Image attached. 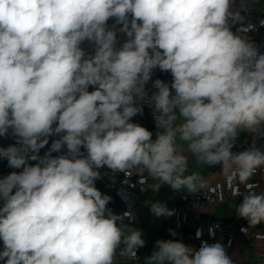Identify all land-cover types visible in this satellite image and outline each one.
<instances>
[{"label": "clouds", "instance_id": "9594fccd", "mask_svg": "<svg viewBox=\"0 0 264 264\" xmlns=\"http://www.w3.org/2000/svg\"><path fill=\"white\" fill-rule=\"evenodd\" d=\"M229 20H244L232 0H0V136L16 137L0 158L22 169L0 178V264L137 262L142 230L130 226V208L108 207L95 181L103 168L139 169L159 181L154 192L196 193L207 181L189 171L184 145L245 186L233 193L242 196L238 217L264 223V191L249 183L264 150L232 151L241 131L264 136V53ZM118 33L127 37L119 46ZM157 68L172 81L156 79L149 97ZM144 103L155 139L132 122ZM50 136L58 139L41 156ZM150 211L174 215L158 201ZM227 249L159 239L145 264H233Z\"/></svg>", "mask_w": 264, "mask_h": 264}, {"label": "built area", "instance_id": "2783aa9c", "mask_svg": "<svg viewBox=\"0 0 264 264\" xmlns=\"http://www.w3.org/2000/svg\"><path fill=\"white\" fill-rule=\"evenodd\" d=\"M232 5L234 9H239L241 14L244 16V20L241 24H232L229 20L231 30L246 39L254 43L260 52L264 53V25L261 21H264V0H232ZM109 26L112 24V20H109ZM251 24L252 29L247 32H238L237 29L241 26L247 27ZM127 37L124 34L118 33V46L122 44ZM88 44V43H87ZM86 47V46H85ZM84 47V48H85ZM86 49V48H85ZM156 79H160L166 83L171 84L172 77L170 72H162L158 68L153 70L151 80L145 86L148 96L150 97L155 91L153 87V82ZM94 88L89 86V91H93ZM174 91V90H173ZM143 108L149 110L153 122V139H155V133L157 131L151 107L144 103ZM251 135L253 143L256 147L264 150V136L259 138H254ZM16 143V137L11 134V131L7 136H2L0 141V147H8ZM66 150V149H65ZM1 169L0 178L8 175L9 173L15 171L14 168L9 167L6 159L0 158ZM257 175L262 188H264V167L257 170ZM104 175L100 179H103ZM150 177L146 172H141L139 169H132L126 172H121L120 179L116 182L114 186V194L118 200L123 204L124 210L131 209L135 217V201L138 195L144 193L148 189L150 183ZM241 192L245 191V187H241L231 180H227L222 188L217 185L211 188L201 189L196 193H187L180 202L179 209L174 211V220L179 221L181 225V230L183 231V240L185 244L193 246L194 248H199L201 241H218L223 244H228L236 241L241 236H246L253 241H259L264 238L262 235V230H264V223L257 225L255 227H249L247 220L238 217L236 214L232 219H223L218 216H211L214 208L218 204H228L232 206L235 211V207L242 202V196L236 197L233 193L236 190ZM223 197V199H221ZM131 227L137 228L135 220L131 223ZM249 227V228H248ZM209 228L214 229V234H209ZM242 228H248L247 234L241 231ZM197 229L202 230L203 235L199 238L196 237ZM179 234L175 236L171 235V240H180ZM138 261L136 262L132 258L120 257L119 259L124 260L131 264H141L145 259V252L143 247L138 248L137 253Z\"/></svg>", "mask_w": 264, "mask_h": 264}, {"label": "crops", "instance_id": "0c3cea01", "mask_svg": "<svg viewBox=\"0 0 264 264\" xmlns=\"http://www.w3.org/2000/svg\"><path fill=\"white\" fill-rule=\"evenodd\" d=\"M86 46H90L87 44ZM172 77V76H171ZM11 130H9L10 132ZM2 136H0L1 141ZM49 143L51 141L49 140ZM183 143V142H180ZM253 145V140L250 134L243 131L239 132L238 137L235 141L233 152H240L250 148ZM49 148V144L45 148L40 150V155L42 156ZM185 154L189 156V171L198 172L207 181V186L205 188H211L214 185L222 188L224 183L228 180L222 173H220L221 165L206 166L200 164L194 156L187 152V145H184ZM56 153H53L55 155ZM30 164H35L36 161H29ZM1 169V163H0ZM22 171V169H15V172ZM98 180V179H97ZM233 183L245 187L243 184H239L238 181L232 180ZM159 183L156 179H150L148 189L138 195L135 201V223L136 226L142 230L143 239L145 240V245L143 250L145 252V257L150 256L155 250V242L159 239L169 240L171 239L170 229L176 234H179L183 240V231L181 230V225L179 221L174 220V215L172 216H161L156 217L150 211L151 203L162 202L166 204L169 209L177 210L180 207V202L182 198L187 194V191L180 190L174 191L167 185H162L159 191L154 192L152 186ZM249 183L255 185L254 190L257 192L264 191L261 187L257 172L251 178ZM204 188V189H205ZM223 199V197H221ZM235 215L234 208L228 204H218L214 208L211 216H218L223 219H232ZM264 235V230L261 231ZM218 241L212 240L208 243H216ZM221 243V242H220ZM223 244V243H222ZM225 245V244H224ZM227 251L233 260V264H264V238L259 241H253L246 236L239 237L236 241L226 244ZM0 247H2V242H0ZM116 264H131L127 263L117 256ZM141 264H145V259Z\"/></svg>", "mask_w": 264, "mask_h": 264}, {"label": "trees", "instance_id": "16d2710c", "mask_svg": "<svg viewBox=\"0 0 264 264\" xmlns=\"http://www.w3.org/2000/svg\"><path fill=\"white\" fill-rule=\"evenodd\" d=\"M132 122L139 123L149 131H153V122L149 110L143 108L142 114H137L132 118ZM102 174H106L103 179L96 180L95 186L103 193L108 194L112 197V201L108 207L111 208L115 213H122L124 210L123 204L118 200L114 194V186L120 179L121 172L112 173L109 169L103 168L100 170Z\"/></svg>", "mask_w": 264, "mask_h": 264}, {"label": "rangeland", "instance_id": "374dc122", "mask_svg": "<svg viewBox=\"0 0 264 264\" xmlns=\"http://www.w3.org/2000/svg\"><path fill=\"white\" fill-rule=\"evenodd\" d=\"M87 45V42H85L83 45H82V47H85ZM86 49H88V50H91V46H86L85 47ZM51 146V143H49V147ZM63 151V150H62ZM59 153H56L55 155H58ZM54 155V156H55Z\"/></svg>", "mask_w": 264, "mask_h": 264}, {"label": "water", "instance_id": "95a60500", "mask_svg": "<svg viewBox=\"0 0 264 264\" xmlns=\"http://www.w3.org/2000/svg\"><path fill=\"white\" fill-rule=\"evenodd\" d=\"M55 139H58V137H56V136H50V137H49V140L51 141V143H52V141L55 140Z\"/></svg>", "mask_w": 264, "mask_h": 264}]
</instances>
